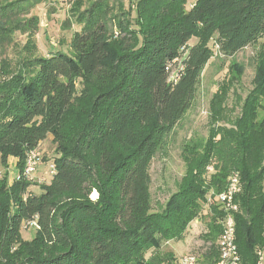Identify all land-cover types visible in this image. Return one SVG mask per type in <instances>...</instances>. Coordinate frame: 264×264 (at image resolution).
Wrapping results in <instances>:
<instances>
[{
  "label": "trees",
  "instance_id": "16d2710c",
  "mask_svg": "<svg viewBox=\"0 0 264 264\" xmlns=\"http://www.w3.org/2000/svg\"><path fill=\"white\" fill-rule=\"evenodd\" d=\"M6 1L0 46L12 29H36L37 16L20 15L42 0ZM186 1L135 0L138 25L132 11H121L116 26L123 35L112 40L108 0H95L78 19L68 52L36 55L32 36L14 67L1 61L0 264H154L144 250L180 238L204 206L212 207L198 237L207 264L220 231L208 198L224 189L232 170L243 185L235 214L239 264H256L255 249L264 251V0H194L188 9ZM210 41L224 57L258 44L252 87L243 98L236 93L243 65L232 59L209 100L206 136L182 143L185 174L154 211L149 166L194 103L214 54ZM231 90L237 114L227 105ZM49 136L54 170L48 183L37 184L35 173L33 180L22 175L26 153ZM9 157L16 159L12 180ZM32 185L41 192L31 193ZM28 220L37 226L24 237ZM169 254L156 264H171Z\"/></svg>",
  "mask_w": 264,
  "mask_h": 264
},
{
  "label": "rangeland",
  "instance_id": "374dc122",
  "mask_svg": "<svg viewBox=\"0 0 264 264\" xmlns=\"http://www.w3.org/2000/svg\"><path fill=\"white\" fill-rule=\"evenodd\" d=\"M5 0H0L4 3ZM15 1V0H7ZM6 1V2H7ZM95 0H42L36 4L31 13L23 16L20 19H25L30 15L38 17V23L35 30L30 32H22L23 30L12 29L11 40L0 46V64L3 59L10 62L14 67V63L18 60L20 53L25 52L23 46L29 37L35 42L36 55H48L51 51L61 50L69 51L70 37L73 31L79 30L82 26V21L78 19L83 17L85 10L88 9ZM97 1V0H96ZM194 0H187L185 8L188 9ZM77 3V4H76ZM108 7L105 11L106 19L109 25L108 35L114 40L121 37L123 34L116 26L117 19L121 11L128 15V11H132L131 23L136 27L137 14L135 11V0H108ZM106 6V5H105ZM103 6V7H105ZM126 17V15H124ZM0 20V26H6ZM196 38H191L189 43H194ZM210 41L214 54L206 63L200 83L196 89L195 100L190 109L183 115L180 121L174 128L172 135L168 138L165 146L157 152L152 159L149 166V191L151 196V207L154 211H161L170 194L177 190L181 178L185 174V165L181 156L182 143L190 138H204L207 134L208 121V103L211 95L216 90L218 83L228 73V64L232 59L238 61L243 65V73L238 82L234 84L236 93L243 98L248 90L252 87V78L254 73V55L258 49V44L248 45L238 51L232 57H224L215 52L216 46ZM263 42L260 39V43ZM79 84V83H78ZM81 87V85L79 84ZM228 107L236 106L234 114L239 111L236 104L235 96L232 90L229 93L227 100ZM42 155L38 167L35 171V180L37 184L48 183L50 176L48 173L49 163L51 162L54 152V144L50 136L46 138L41 146ZM1 173L4 172L0 165ZM8 176L12 180L15 168L13 161L8 164ZM34 176V177H35ZM39 176V177H38ZM31 193H40L41 189L38 185L30 187ZM95 190L91 191L90 198L96 199L97 193ZM209 208L202 207L201 217L194 219L186 227L183 235L177 239L162 241L159 248H148L144 250L143 257L149 261L162 262L163 258L169 259V255L173 254L171 264L175 263L176 257L183 256L190 249V242L195 236V229L197 221L207 223L209 220ZM195 227V228H194ZM33 231L31 228H22L24 237H29ZM156 255L153 258H149ZM155 259V260H154ZM167 261V260H166ZM165 261V262H166Z\"/></svg>",
  "mask_w": 264,
  "mask_h": 264
},
{
  "label": "built area",
  "instance_id": "2783aa9c",
  "mask_svg": "<svg viewBox=\"0 0 264 264\" xmlns=\"http://www.w3.org/2000/svg\"><path fill=\"white\" fill-rule=\"evenodd\" d=\"M184 47L182 46L181 49ZM179 63V62H178ZM181 66L178 65V70ZM178 77V71L171 70L169 79L174 80ZM42 150L40 146H36L30 149L26 153L25 165L23 168V177L28 180L34 179V173L38 167L41 159ZM207 171L212 169L211 166L206 167ZM262 169L264 175V159L262 161ZM54 166L49 165V171L52 173ZM1 176V171H0ZM243 185L240 181V175L238 171L232 170L227 176V182L222 191L217 193H211L208 198L209 202H212L217 207H214L216 212L215 223L220 226V231L214 243L216 256L212 257L211 262L207 264H239L240 255L238 252L237 244L235 242V214L239 211L238 203L236 202V196L242 192ZM212 207H209L210 214L212 213ZM195 236L190 242L191 246L188 252L183 256L176 257L174 264H203V252L201 250V241L198 237L200 234L207 231V225L201 221H197ZM35 220H28L24 223V227H36ZM194 227V228H195ZM256 264H264V251L262 249H255Z\"/></svg>",
  "mask_w": 264,
  "mask_h": 264
},
{
  "label": "crops",
  "instance_id": "0c3cea01",
  "mask_svg": "<svg viewBox=\"0 0 264 264\" xmlns=\"http://www.w3.org/2000/svg\"><path fill=\"white\" fill-rule=\"evenodd\" d=\"M50 138H51V136H50ZM11 160H12V161H13V163L15 164V160H16V159H15V158H13V157H9V161H11Z\"/></svg>",
  "mask_w": 264,
  "mask_h": 264
}]
</instances>
